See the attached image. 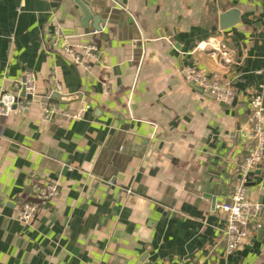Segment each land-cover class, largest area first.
I'll list each match as a JSON object with an SVG mask.
<instances>
[{"label": "crops", "instance_id": "crops-1", "mask_svg": "<svg viewBox=\"0 0 264 264\" xmlns=\"http://www.w3.org/2000/svg\"><path fill=\"white\" fill-rule=\"evenodd\" d=\"M229 10L238 22L221 30ZM59 35L97 58L79 67ZM183 68L231 81L233 100L198 93ZM25 73L42 98L55 74L64 99L50 101L79 116L45 120L34 102L2 119L0 264H264V160L248 183L261 228L230 255L216 208L245 156L249 100L264 97V0H0V90ZM48 183L58 197L23 225L20 205Z\"/></svg>", "mask_w": 264, "mask_h": 264}, {"label": "built area", "instance_id": "built-area-1", "mask_svg": "<svg viewBox=\"0 0 264 264\" xmlns=\"http://www.w3.org/2000/svg\"><path fill=\"white\" fill-rule=\"evenodd\" d=\"M99 32L93 30L90 34L93 36ZM61 42L62 52L81 68L87 69L82 57L92 60L97 58L98 50L93 42L88 45H72L67 42L66 37L59 35L55 37L53 45L57 46ZM213 45V40L209 39L208 46L212 51V57L226 64L233 63L232 54L223 43H217L216 47ZM181 75L185 82L201 88L204 94L209 95L216 102L227 104L234 98L231 81L223 80L216 74L209 75L195 68H183ZM50 81L53 87L49 96L44 98L37 94L36 79L32 73H25L21 79L13 81L10 90H0V137L2 119L11 115H22L34 102H39L40 113L45 120L57 116L78 118V114L70 115L50 101L52 94L61 95V86L55 74ZM244 131L246 133L245 156L236 170L229 200L216 206L225 219L221 240L226 255L232 254L246 244L250 234L261 228V205L248 197L250 174L264 160V97L260 93L253 95L249 100V116L244 125ZM31 191L33 200L22 202L17 212V220L26 226L33 222L41 205L50 203L59 195L57 183L33 184ZM127 193L131 194V191L128 190Z\"/></svg>", "mask_w": 264, "mask_h": 264}, {"label": "water", "instance_id": "water-1", "mask_svg": "<svg viewBox=\"0 0 264 264\" xmlns=\"http://www.w3.org/2000/svg\"><path fill=\"white\" fill-rule=\"evenodd\" d=\"M81 9H82V11L84 13V19H83V23L82 24L85 26L86 22L90 18H92V15L90 14V12L85 7H81ZM94 20H95V22H97L96 25H94V30H98V23L101 22V19H100V17H95ZM237 22H238L237 11L236 10H229L225 14L221 15V17H220V29L221 30H225V29L235 25ZM222 63H224V62L222 61ZM191 86L198 93L203 94L204 96H206V97H208L210 99H213L209 95L204 94L201 88H198V87H196L193 84H191ZM50 91H51V88H48L47 91H46V95L45 96H49ZM51 98L52 99H56V100H63L64 99L62 95H58V94H52Z\"/></svg>", "mask_w": 264, "mask_h": 264}]
</instances>
